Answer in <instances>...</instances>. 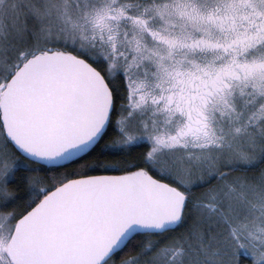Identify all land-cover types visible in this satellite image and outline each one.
<instances>
[{"label": "snow or ice", "instance_id": "1", "mask_svg": "<svg viewBox=\"0 0 264 264\" xmlns=\"http://www.w3.org/2000/svg\"><path fill=\"white\" fill-rule=\"evenodd\" d=\"M0 264H264V0H0Z\"/></svg>", "mask_w": 264, "mask_h": 264}]
</instances>
